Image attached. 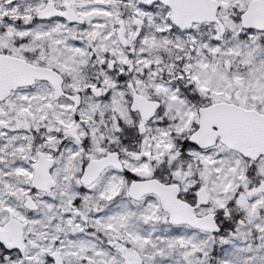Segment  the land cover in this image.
<instances>
[{
	"label": "snow or ice",
	"instance_id": "1",
	"mask_svg": "<svg viewBox=\"0 0 264 264\" xmlns=\"http://www.w3.org/2000/svg\"><path fill=\"white\" fill-rule=\"evenodd\" d=\"M0 264H264V0H0Z\"/></svg>",
	"mask_w": 264,
	"mask_h": 264
}]
</instances>
